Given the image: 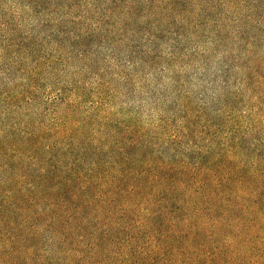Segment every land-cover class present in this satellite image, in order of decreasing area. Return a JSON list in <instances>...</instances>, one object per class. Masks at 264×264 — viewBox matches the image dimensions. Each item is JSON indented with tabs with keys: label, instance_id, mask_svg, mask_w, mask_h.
I'll use <instances>...</instances> for the list:
<instances>
[{
	"label": "trees",
	"instance_id": "trees-1",
	"mask_svg": "<svg viewBox=\"0 0 264 264\" xmlns=\"http://www.w3.org/2000/svg\"><path fill=\"white\" fill-rule=\"evenodd\" d=\"M217 9L253 103L186 106L175 135L113 105L94 50ZM263 25L264 0H0V264H264Z\"/></svg>",
	"mask_w": 264,
	"mask_h": 264
},
{
	"label": "rangeland",
	"instance_id": "rangeland-1",
	"mask_svg": "<svg viewBox=\"0 0 264 264\" xmlns=\"http://www.w3.org/2000/svg\"><path fill=\"white\" fill-rule=\"evenodd\" d=\"M221 16L217 9L201 19L207 32L199 36H193L192 30L181 31L176 23L166 27L156 40H148L143 32L135 35L140 42L137 50L108 45L94 50L90 58L111 82L113 105L149 127L162 121L175 135L186 106L213 115L225 95L235 93L240 96L238 109L253 103L256 98L245 89L244 66L249 62L250 68L256 67L258 62L248 61L251 47L236 23L215 22ZM32 22L26 19L24 28ZM139 51L151 52L146 63L137 59ZM253 51L264 58V31ZM260 65H264L263 60Z\"/></svg>",
	"mask_w": 264,
	"mask_h": 264
}]
</instances>
